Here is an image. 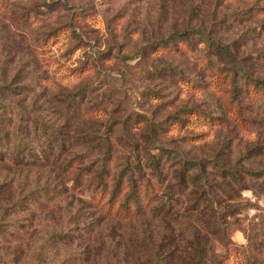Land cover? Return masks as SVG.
Wrapping results in <instances>:
<instances>
[{
    "label": "rangeland",
    "instance_id": "rangeland-1",
    "mask_svg": "<svg viewBox=\"0 0 264 264\" xmlns=\"http://www.w3.org/2000/svg\"><path fill=\"white\" fill-rule=\"evenodd\" d=\"M243 10L241 16H230ZM188 27L210 31L251 75L264 79V0H0V83L29 77V88L6 98L29 112L34 107V117L62 124L73 145L81 137V149L88 133L139 141L133 118L140 113L162 122L166 141L180 139L166 144L173 158L183 153L189 160L218 158L228 167L264 171V109L255 103L253 112L237 113L224 84L227 73L219 72L223 63L206 64L199 62L201 55L158 51L157 46L146 49ZM78 89L85 92L84 106L92 108L76 118L65 93ZM179 107L222 118L219 125L193 119L183 127L164 123ZM71 153L52 166L0 162V212L39 185L51 182L63 189L44 212L29 208L2 218L1 233L8 222L16 226L5 230L9 234L0 242V264H147L154 252L169 264H183V238L191 236L187 222L107 217L86 192L88 180L82 192L73 188L74 173L61 168ZM240 172L247 189L237 187L238 202L245 209L231 228L221 230L234 249L248 246L242 231L258 215L264 217V178ZM198 187L196 182L189 192ZM213 190L224 195L221 188ZM54 232H67L72 241L43 246ZM210 238L211 253L227 251L221 238ZM239 250L253 252L250 247ZM234 254L230 263H240Z\"/></svg>",
    "mask_w": 264,
    "mask_h": 264
},
{
    "label": "trees",
    "instance_id": "trees-1",
    "mask_svg": "<svg viewBox=\"0 0 264 264\" xmlns=\"http://www.w3.org/2000/svg\"><path fill=\"white\" fill-rule=\"evenodd\" d=\"M244 12L231 13L230 16H241ZM155 46L158 51L186 52L195 58L201 55L199 62L206 64L212 65L214 61L223 63L224 68L219 72L227 73L223 74L226 79L224 84L228 89L229 103L237 113L242 114L246 110L253 112L252 105L255 103L264 109V79L251 75L240 65L235 53L222 45L210 31L202 27H188L183 32H173L149 43L146 49ZM23 78L19 82L0 83V162L23 164L30 168H33L32 165L52 166L72 151V157L66 159L61 168L68 170L69 174L74 173L73 188L83 192L84 180H88L86 192L90 193L93 201L97 200L96 204L107 217L121 221L137 220L145 216L171 217L177 222H187L191 236L183 238V264H231L229 259L234 253L240 257V263L237 264H263L259 254L263 252L261 248H264V217L258 215L254 225L242 231L248 241L246 248H252L253 252L239 250L246 249L243 246L232 248L235 244L221 234L222 226L231 228L237 216L243 212L242 209H245L238 202V188L241 191L247 189L246 180L240 171L254 179H263V170L228 167L218 158L189 160L188 154L183 153L179 159L173 158L167 145L180 139L166 141L164 131L161 130L167 128H163L162 122H156L140 113L133 118V128H137L139 141L128 135L118 137L125 139L121 141L108 132L91 136L88 133L85 137L89 139L81 149V137H76L73 145L62 124L34 117L30 113L34 107L29 112L6 98L7 93L9 96H19L20 90L29 88V77ZM78 92L82 96L78 97ZM77 93H65L69 109L76 113V118L90 113L92 108L84 106L85 92L78 89ZM220 118L196 108L179 107L175 115H169L164 123L170 120L171 124L175 122L183 127L193 119L219 125ZM170 176L173 179L166 184ZM196 182H199V187L189 192L190 188H195ZM215 187L224 190V195H218L213 190ZM61 190L55 183L48 182L29 190L26 195L18 194L17 197H21L1 209L0 221L3 217L17 216V213L29 208L44 212L52 203L51 197L61 196ZM46 191L51 192L48 195ZM4 226L3 233L0 232V242L7 240L9 233L5 230L15 228L16 223L8 222ZM210 237L221 238L227 251L220 256L211 253ZM43 241V246H49L58 241L68 243L72 239L67 232H54ZM147 264L169 262L154 252Z\"/></svg>",
    "mask_w": 264,
    "mask_h": 264
}]
</instances>
